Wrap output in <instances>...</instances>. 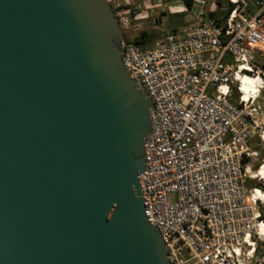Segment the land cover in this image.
<instances>
[{
	"label": "water",
	"instance_id": "obj_1",
	"mask_svg": "<svg viewBox=\"0 0 264 264\" xmlns=\"http://www.w3.org/2000/svg\"><path fill=\"white\" fill-rule=\"evenodd\" d=\"M121 43L106 0H0V264H169Z\"/></svg>",
	"mask_w": 264,
	"mask_h": 264
},
{
	"label": "built area",
	"instance_id": "obj_2",
	"mask_svg": "<svg viewBox=\"0 0 264 264\" xmlns=\"http://www.w3.org/2000/svg\"><path fill=\"white\" fill-rule=\"evenodd\" d=\"M209 1L193 0L186 9L194 22L188 30L148 48L121 43L122 66L152 105L138 176L143 214L169 264H264V255L256 256L264 211L252 145L264 143L257 103L264 91V0L254 1V11L244 0H228L231 10L220 20L208 17ZM245 75L259 84L244 99Z\"/></svg>",
	"mask_w": 264,
	"mask_h": 264
},
{
	"label": "rangeland",
	"instance_id": "obj_3",
	"mask_svg": "<svg viewBox=\"0 0 264 264\" xmlns=\"http://www.w3.org/2000/svg\"><path fill=\"white\" fill-rule=\"evenodd\" d=\"M254 1L257 0H244L247 11L255 10ZM106 2L111 7L114 16L123 17L126 20V24L119 27L122 40L128 42L141 37L146 48L151 47L168 34L188 30L194 23L190 13L186 11L183 0H106ZM228 4V0H210L206 11H214L219 19L226 11ZM235 101L236 96L232 99V102ZM257 103L260 112L264 113V91L259 94ZM252 145L257 147L258 152L259 162L254 166V170L257 171L264 157V143L255 140ZM255 182L264 187V181L261 179ZM247 184L248 187L255 185L254 182ZM262 209L264 211V205ZM262 255H264V240L258 242L256 247L257 258ZM250 264H256V262L252 260Z\"/></svg>",
	"mask_w": 264,
	"mask_h": 264
},
{
	"label": "bare ground",
	"instance_id": "obj_4",
	"mask_svg": "<svg viewBox=\"0 0 264 264\" xmlns=\"http://www.w3.org/2000/svg\"><path fill=\"white\" fill-rule=\"evenodd\" d=\"M241 87H240V91L244 92V96L243 98L245 99L248 95H255V93L258 91L257 90V85L259 84V79H255V78H251L248 76H244L241 80ZM264 139V136H263ZM255 177L260 178L262 181H264V164L261 165L260 168L257 169V171L255 172ZM255 195L259 198V200L261 201V203L264 205V193L260 192V190L255 189Z\"/></svg>",
	"mask_w": 264,
	"mask_h": 264
},
{
	"label": "trees",
	"instance_id": "obj_5",
	"mask_svg": "<svg viewBox=\"0 0 264 264\" xmlns=\"http://www.w3.org/2000/svg\"><path fill=\"white\" fill-rule=\"evenodd\" d=\"M192 1L193 0H183V3L186 7V9H190L191 5H192ZM220 4V3H218ZM231 10V7L228 6L226 11H224L223 15L220 17H226L228 15V13L230 12ZM208 17L209 18H212V19H217L218 20V15L214 12V11H211V12H208ZM219 18V20H220ZM134 45L138 46L139 48H146L144 46V41L141 39V37L137 38V39H134L133 41H131ZM257 148V147H256ZM264 160V157L262 158ZM255 187H257L258 189H261L263 192H264V187L263 186H260L258 184L255 185ZM262 217L264 218V214L262 215Z\"/></svg>",
	"mask_w": 264,
	"mask_h": 264
}]
</instances>
